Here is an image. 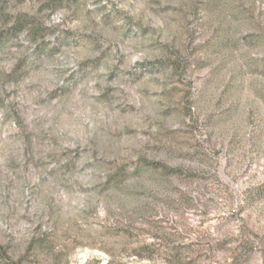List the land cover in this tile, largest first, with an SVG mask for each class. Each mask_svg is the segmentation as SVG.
I'll use <instances>...</instances> for the list:
<instances>
[{"label":"rangeland","instance_id":"1","mask_svg":"<svg viewBox=\"0 0 264 264\" xmlns=\"http://www.w3.org/2000/svg\"><path fill=\"white\" fill-rule=\"evenodd\" d=\"M0 264H264V0H0Z\"/></svg>","mask_w":264,"mask_h":264},{"label":"trees","instance_id":"2","mask_svg":"<svg viewBox=\"0 0 264 264\" xmlns=\"http://www.w3.org/2000/svg\"><path fill=\"white\" fill-rule=\"evenodd\" d=\"M0 257L6 259L7 252L0 247Z\"/></svg>","mask_w":264,"mask_h":264}]
</instances>
